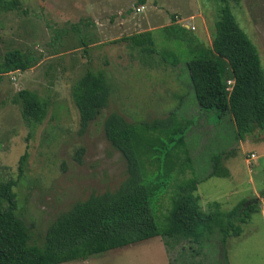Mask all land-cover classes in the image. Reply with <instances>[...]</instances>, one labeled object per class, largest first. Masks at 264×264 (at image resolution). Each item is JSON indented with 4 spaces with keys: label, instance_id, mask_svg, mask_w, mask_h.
<instances>
[{
    "label": "rangeland",
    "instance_id": "374dc122",
    "mask_svg": "<svg viewBox=\"0 0 264 264\" xmlns=\"http://www.w3.org/2000/svg\"><path fill=\"white\" fill-rule=\"evenodd\" d=\"M18 1L15 8L0 10V58L7 50L19 48L40 59L25 71L0 75V180H17L13 188L17 213L27 225H33V243L42 242L48 224L72 202L92 192L112 190L125 177V162L102 130L103 116L111 111L138 123L173 110L190 123L185 149L192 169L175 177L199 180L196 193L203 211L208 212L217 202L221 211L228 212L242 200L247 205L254 194L259 196L264 188V131L256 129L237 140L229 117L201 110L185 65L189 58L209 49L218 0H145L142 8L139 0ZM226 4L256 46L264 70V0H227ZM118 13L127 20L125 25L190 24L194 29L182 32L155 27L150 32L153 46L145 41V49L131 40L81 46L95 35L90 26L92 15L100 22L110 18L115 24ZM201 30L203 34H199ZM126 32H132L130 26ZM64 44L75 45L65 50ZM86 68L105 72L110 94L107 107L80 132L70 86ZM22 88L49 101L46 117L32 131L14 101ZM80 146L84 153L77 163L73 154ZM25 150V167L18 179V162ZM217 153L223 154L229 175L205 178L211 157ZM258 199L259 211L241 224L238 236L227 237L224 244L217 230L201 248L193 244L192 249L187 240L166 244L157 236L60 264H264V199ZM169 202L170 189L156 201L158 225H162Z\"/></svg>",
    "mask_w": 264,
    "mask_h": 264
},
{
    "label": "trees",
    "instance_id": "16d2710c",
    "mask_svg": "<svg viewBox=\"0 0 264 264\" xmlns=\"http://www.w3.org/2000/svg\"><path fill=\"white\" fill-rule=\"evenodd\" d=\"M226 1L218 0L215 32L209 49L192 56L185 65L199 108L215 110L220 118L229 117L235 138L243 140L256 129L264 131V70L256 46L241 30ZM139 2L142 6L145 0ZM18 3V0H0V10H10ZM123 40H131L141 49L146 48L145 41L153 46L150 31L134 33ZM89 41L87 38L81 46L87 47ZM74 45L64 44L62 48L68 50ZM39 59L19 48L9 49L0 58V75L25 71ZM109 94L110 85L101 69L86 68L72 82L70 96L78 111L80 132L107 107ZM14 101L20 105L21 117L30 131L47 115L48 99L41 98L34 90L19 89ZM189 124L173 110L163 117L138 123L129 122L115 111L103 116V134L110 146L121 154L125 177L114 189L92 192L59 212L46 227L40 244L31 241L33 225H27L17 213L13 190L17 180H0V264H60L86 260L157 236L166 244L169 240H187L191 249L193 244L201 248L213 230L221 235V244L227 237L238 236L241 224H246L250 215L259 211L258 198L264 199V188L258 197L249 198L247 205H244L246 200H242L232 210L223 212L219 204L213 202L211 210L203 211L196 193L199 180L195 176L175 177L192 169L185 149ZM83 153L82 146L74 150L73 158L77 163H81ZM26 157L25 150L18 162V179ZM223 161L222 153L214 154L205 178L227 177L229 170ZM168 189L169 207L162 225H158L155 204Z\"/></svg>",
    "mask_w": 264,
    "mask_h": 264
},
{
    "label": "crops",
    "instance_id": "0c3cea01",
    "mask_svg": "<svg viewBox=\"0 0 264 264\" xmlns=\"http://www.w3.org/2000/svg\"><path fill=\"white\" fill-rule=\"evenodd\" d=\"M143 5V4H142ZM141 6V5H140ZM96 15V14H95ZM92 15L93 21L91 22L90 26H92L95 29V35L90 36L89 39V44L94 45H99V44H111V43H118V42H123L124 37H127L131 34L134 33H139V32H146V31H152L155 27L156 28H177V30H181L180 28H183L181 25H125L127 20L125 17L121 14L118 13V15L114 18L115 21H117L114 24V21H111L110 18H103L105 21H98L97 18ZM105 22V23H104ZM95 23V25H93ZM132 29V32H126L128 27ZM180 27V28H179ZM184 30L186 27L183 28ZM204 30V28H203ZM183 32V30H181ZM101 34L104 35V39H100L102 36ZM199 34H203V31L201 30ZM126 62H124L122 65L125 66ZM254 196H257L254 194ZM261 201V200H260ZM260 208V207H259Z\"/></svg>",
    "mask_w": 264,
    "mask_h": 264
},
{
    "label": "built area",
    "instance_id": "2783aa9c",
    "mask_svg": "<svg viewBox=\"0 0 264 264\" xmlns=\"http://www.w3.org/2000/svg\"><path fill=\"white\" fill-rule=\"evenodd\" d=\"M140 8H142V6ZM136 10L139 11V8L137 7ZM181 26L186 27V28L191 29V30L194 29L193 25H190V24H184ZM227 83L231 84V80H228ZM254 157H255V155L251 153L250 158H254Z\"/></svg>",
    "mask_w": 264,
    "mask_h": 264
}]
</instances>
